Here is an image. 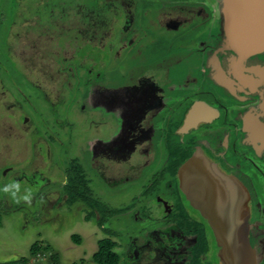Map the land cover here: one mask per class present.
Wrapping results in <instances>:
<instances>
[{"label": "rangeland", "instance_id": "374dc122", "mask_svg": "<svg viewBox=\"0 0 264 264\" xmlns=\"http://www.w3.org/2000/svg\"><path fill=\"white\" fill-rule=\"evenodd\" d=\"M117 1L0 0V264H99L91 253L104 239L113 240L114 251L122 255L136 237L145 242L161 224L154 217L165 210L156 195L173 200L177 194V181L174 190L165 186L166 180L154 191V180L161 170L169 175L168 166L182 158L180 149L187 152L190 147L185 148L187 135L175 132L187 108L179 105L186 92L210 85L201 72L199 51L216 42L220 0H193L209 15L188 11L192 18L178 33L141 19L146 7L154 10V4L169 0H135L142 43L136 51L142 53L131 52L133 60L125 59L131 53L118 54V20L127 12ZM159 16L154 10L155 19ZM152 52H164L160 61L168 68L177 66L169 70V82L167 72H159L164 81H157L165 86L163 93L173 82L174 93L162 103L159 97L151 99L158 108L148 113L150 156L140 146L134 165L108 152L138 117L130 93L136 85L149 87L145 76L136 77L142 68H129L146 65ZM199 97L210 101L204 93ZM202 133L193 130L189 137L205 147L198 138ZM208 153L218 160L214 151ZM75 164L86 177L92 202L83 195L69 203L66 187H71L68 179ZM249 174L247 182L261 192L256 172ZM183 201L176 200L178 205L174 200L168 221L195 224L199 236L211 240L207 226ZM254 219L263 223L261 212Z\"/></svg>", "mask_w": 264, "mask_h": 264}, {"label": "flooded vegetation", "instance_id": "af4514ba", "mask_svg": "<svg viewBox=\"0 0 264 264\" xmlns=\"http://www.w3.org/2000/svg\"><path fill=\"white\" fill-rule=\"evenodd\" d=\"M117 2L127 12L118 20L121 27L119 38L122 42L120 46L121 50H119L118 54H122L123 51L126 53H142L136 51L138 50L136 45L142 46V43L140 41L141 27L139 25L136 27L138 19L136 17V10H134L135 0H118ZM197 2L193 0H169L161 5L154 4V10L160 15L159 19H155L154 10L150 5L143 11L141 19H147L148 24L151 26L158 22L160 27L166 31L178 33L187 23L188 19L192 18L188 11L194 14H202V16L209 15L206 13V9ZM223 2L224 0H220L217 7L218 18L221 17V21H219L216 34L213 35L216 42L214 41L215 43H211L199 51L203 55L201 72L207 75L210 85L207 88L203 86V89L201 87L197 90L186 92L179 105V107H183V104L187 105L184 112V119L196 101H200V104H206L212 110V113H215L217 117L209 122L200 123L196 128L197 132H203L202 135L198 136V138H203L200 143L202 142L210 147V149L203 147L201 144H195L198 140L196 139L194 143L191 137H189L190 133L188 135L187 133L179 132L184 119L181 124H177L175 132L180 133L185 138L187 135L188 141H185V148H188V146L193 147H189L188 150L186 149L187 152H183L181 148L180 153L183 154L182 158L168 166V168L170 167L169 175L166 176L164 174L165 171L161 170V172H158V176H156L158 178L154 180V185H156L154 191L159 188L158 184L161 181L167 180L165 186L169 189H173L177 181V194H173V200H169L162 195H156L159 198L160 206L165 210L164 213L155 214L154 217L155 221L158 220L161 224L155 231L152 230L150 232L152 234L144 239L146 240L145 242L143 240L139 242V236L137 235L136 240L131 241L130 245L124 249L122 255L117 253L119 257L117 264H201V260L204 263V259H207L206 264H222L218 255L222 247L213 234L207 219L199 214L200 212L197 209L191 206L180 188V180L177 172L180 166L193 154L196 146H202L206 157L210 161L215 162L222 173L230 176L233 175L247 189L249 194L250 245L254 250L255 264H264V208L263 210L260 208L261 205L264 206V202H260L261 198L264 199V187L262 188V184L264 185V47L247 54L245 52L247 47L238 46V41H241L242 37L235 35V45H232L228 41L230 35L223 17ZM218 18L215 20H218ZM148 30L147 34H149ZM151 44H153L152 39L148 45ZM16 50L18 51L17 48ZM133 53L126 55L125 59L133 60ZM163 56L164 52H152L148 57L150 61L146 65L133 64L129 68L132 70L142 68L143 71L138 70L136 77L145 76L147 79L146 83L149 84V87L143 86L142 89L140 85H136V89L133 93H130V100L134 107H136L135 112L138 117L135 120V124L128 126L126 132H119L120 134L114 139L115 143L113 142L114 145H111L112 149L108 152L109 154L112 153L111 155L114 159L131 161L140 146L147 148L145 151L150 156L148 145H146L152 137V132H150L152 131L151 119H149L151 116L148 113L151 109L155 111L158 108L157 105L151 102V99L159 97L157 100L159 103H162V99H165L166 95L167 99H169L170 95L174 93L173 82L170 81V84L166 86L167 89H170L166 90V92L164 91V93L165 86H161L157 82L159 80L164 81L162 76L159 75V72H167L165 79L169 82L171 74L169 70L171 68L176 69L177 67L170 66L168 68L169 66L164 64L165 62L160 61ZM148 58L145 59L146 62ZM218 65L224 69V74L219 75L217 71ZM128 67L129 64L126 68ZM196 80L194 78L193 82ZM185 84L188 87L189 80ZM200 93L208 95L210 101L200 99ZM124 104L125 106L128 105L127 101H124ZM158 113H160V116H164L166 112L161 110ZM145 119H149L147 123L144 122ZM239 119H244L247 124L255 120V126L257 125L258 127L255 130L245 123V126L243 125L242 127L245 130L249 129V132H242V127L240 128L239 124L241 121ZM138 120H140V126H138ZM235 120H238L237 124ZM254 131H257L258 134L255 135ZM113 147L116 148L113 149ZM208 151H214L215 157H219L218 160H214ZM229 159H233L234 161H229ZM132 163L134 165L136 164L134 160ZM10 170L11 168L8 171ZM251 170L256 172L257 177L262 182V184L259 182L262 189L261 192L251 187L247 182V177L250 178L251 174H249V171ZM158 193L156 192V194ZM181 197L184 199L183 202H187V207H189L188 209L191 210V213L194 214L196 212L201 222L207 226L206 228L211 233V240L207 239L206 235L199 236L200 229L198 226L195 228V224L187 226L185 222L172 224L168 221V216L172 213L174 204L179 203L176 200ZM174 200L176 203H174ZM157 211L160 212V209ZM180 212L181 210L178 211V213ZM256 212H261L263 215V223H260L261 225L254 219V213ZM180 217L182 218L181 215ZM192 227L194 229H191ZM77 243L79 244V241ZM211 244L214 248L213 251L210 248ZM114 249L116 251V243ZM208 259L211 260L209 261Z\"/></svg>", "mask_w": 264, "mask_h": 264}, {"label": "water", "instance_id": "95a60500", "mask_svg": "<svg viewBox=\"0 0 264 264\" xmlns=\"http://www.w3.org/2000/svg\"><path fill=\"white\" fill-rule=\"evenodd\" d=\"M222 8L230 35L228 41L232 45L236 44V35L242 37L238 46L247 47V54L264 47V0H224ZM217 71L219 75L224 74L220 65ZM199 105L200 101H196L191 106L179 132L188 134L196 130L200 123L217 117L212 112L205 118L201 117ZM239 120L240 128L245 126L246 121ZM235 121L237 124L238 120ZM247 125L252 129L258 127L254 121ZM241 129L242 132H249V129ZM257 134L256 131L255 135ZM204 146L210 149L207 145ZM177 174L186 199L207 219L222 247L218 254L222 264H255L249 238V194L244 185L233 175L222 173L216 163L206 157L202 146L195 147L193 154L180 166Z\"/></svg>", "mask_w": 264, "mask_h": 264}, {"label": "trees", "instance_id": "16d2710c", "mask_svg": "<svg viewBox=\"0 0 264 264\" xmlns=\"http://www.w3.org/2000/svg\"><path fill=\"white\" fill-rule=\"evenodd\" d=\"M83 174L84 173L78 164H75V168L71 169V172L69 174V181L71 187H66V194L69 195V203H74L76 200L79 199V197L83 195H85L87 200L92 202L93 197L89 194L86 177ZM88 219L91 218L89 217ZM202 239L204 238L202 237ZM114 246L115 242L110 239H104L100 241L99 250L93 256L94 261L99 264H117L119 262V257L117 256L118 254L114 251Z\"/></svg>", "mask_w": 264, "mask_h": 264}, {"label": "crops", "instance_id": "0c3cea01", "mask_svg": "<svg viewBox=\"0 0 264 264\" xmlns=\"http://www.w3.org/2000/svg\"><path fill=\"white\" fill-rule=\"evenodd\" d=\"M200 112H201V117H203V118H205V117H207L208 116V114L210 115V114H212L211 112H212V110L210 109V108H208V106L206 105V104H204V103H201L200 105ZM255 121V120H254ZM75 242V241H74ZM73 242V244L74 245H79L77 242H75L74 243ZM71 248H73V245H71ZM98 248H99V244H98V246H97V248H96V250H93V252L91 253V255H95L96 253H97V251H98ZM95 264V263H94Z\"/></svg>", "mask_w": 264, "mask_h": 264}]
</instances>
